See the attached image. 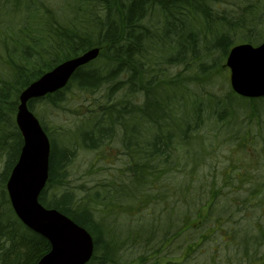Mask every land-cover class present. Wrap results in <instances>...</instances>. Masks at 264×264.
Wrapping results in <instances>:
<instances>
[{
  "label": "trees",
  "instance_id": "obj_1",
  "mask_svg": "<svg viewBox=\"0 0 264 264\" xmlns=\"http://www.w3.org/2000/svg\"><path fill=\"white\" fill-rule=\"evenodd\" d=\"M52 5L0 0V264H36L51 248L17 218L6 190L23 146L20 96L95 48L98 58L65 89L28 104L51 141L41 203L91 234L89 264H120L126 251L139 264H264V181L252 179L264 171V98H243L230 86L221 95L201 91L233 47L264 42V0ZM193 79L202 81L194 86ZM68 89L104 99L89 101L82 128L66 134L71 143L64 145L34 104L61 106ZM115 143L124 164L119 176L90 195L67 187L78 148L96 152ZM220 152L224 165L214 162Z\"/></svg>",
  "mask_w": 264,
  "mask_h": 264
},
{
  "label": "water",
  "instance_id": "obj_2",
  "mask_svg": "<svg viewBox=\"0 0 264 264\" xmlns=\"http://www.w3.org/2000/svg\"><path fill=\"white\" fill-rule=\"evenodd\" d=\"M100 49L58 65L30 84L20 96L16 123L23 137L19 159L6 184L18 219L50 243V251L37 264H88L95 251L91 234L68 216L41 203L50 177L51 142L29 102L63 90L76 71L98 58ZM233 91L246 98L264 97V42L233 48L227 59Z\"/></svg>",
  "mask_w": 264,
  "mask_h": 264
},
{
  "label": "rangeland",
  "instance_id": "obj_3",
  "mask_svg": "<svg viewBox=\"0 0 264 264\" xmlns=\"http://www.w3.org/2000/svg\"><path fill=\"white\" fill-rule=\"evenodd\" d=\"M44 2L49 5L50 8H53L52 4L60 3V0H44ZM223 65L224 66L221 71L215 68L203 78L204 81L208 82H205L206 84H204L205 86L201 88V91H203L206 87V91L209 89L216 95H221L222 92L228 90V86L231 87L230 69L226 66V64ZM200 81L202 80L193 79L194 86H197L196 84ZM96 95L99 96L100 100L104 99L102 92ZM96 95L91 97L81 94L77 95L75 89H68L63 94L65 101L64 103H61V106H54L47 101H38L35 102L34 109L38 112V115L42 118L43 122H45V124L50 128V131L57 138V141H61L64 145H69L71 143V139L68 138L66 134H75L79 128H82L83 121L86 118L85 115L88 112V106L90 105L89 101L93 100ZM76 136L80 139L81 132L77 133ZM120 149L121 147L116 143L106 145L105 148L99 149L96 152H90L78 148L74 158L75 160L66 168V171H69L68 174H70L67 178V187H70L73 191H75L78 196L85 195V193L86 195H90V191L92 192L93 190V192L96 190L102 191V187L99 189L98 185L113 179L115 175L119 176V169L124 167V164L116 159L117 155L120 153ZM213 157L214 159L220 157L214 162L221 161L222 165L225 164L223 159L226 157V154L224 152L213 155ZM219 172L222 174L221 169ZM252 179L264 181V171L255 172ZM54 191V189H50L47 192V195L53 194ZM60 191H62V189H56V192L59 193ZM102 193H104V191ZM126 252L127 254L122 255L120 264H139L135 253H131L129 251ZM161 262L162 264L168 263V261L165 260H162ZM147 264H154V261L150 259Z\"/></svg>",
  "mask_w": 264,
  "mask_h": 264
}]
</instances>
